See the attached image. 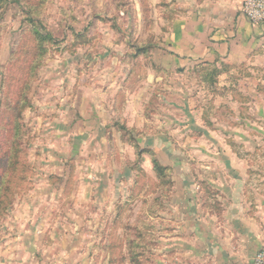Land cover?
<instances>
[{"label":"rangeland","instance_id":"rangeland-1","mask_svg":"<svg viewBox=\"0 0 264 264\" xmlns=\"http://www.w3.org/2000/svg\"><path fill=\"white\" fill-rule=\"evenodd\" d=\"M163 5L0 0V264L77 250L89 255L79 264H159L154 199L174 186L169 157H181L202 188L229 162L259 182L264 58L159 67ZM119 83L134 91L127 115L112 109L124 99ZM160 133V149L147 145ZM15 146L21 160L12 169ZM154 157L167 167L161 179ZM31 217L46 219L43 229L33 233Z\"/></svg>","mask_w":264,"mask_h":264},{"label":"crops","instance_id":"crops-1","mask_svg":"<svg viewBox=\"0 0 264 264\" xmlns=\"http://www.w3.org/2000/svg\"><path fill=\"white\" fill-rule=\"evenodd\" d=\"M160 1L167 12L160 17L165 23L153 49L159 67L240 66L253 57L264 58V23H253L243 14V0ZM123 87L119 83L116 93L124 99L118 103L116 97L112 105L127 115L134 91ZM162 140V133L146 138L147 145L157 149ZM181 159L174 156L166 161L176 169L174 186L160 204L159 264H251L264 246V172L252 173L260 179L253 182L249 180L251 172L235 170L236 165L229 162L231 168L218 171L211 185L202 188L197 186L195 174L178 165L184 163ZM31 219L33 233L38 226L43 229L46 219L44 224L40 217ZM70 254L79 256L77 261L72 262ZM41 257L45 259L42 264H79V260L89 259L88 253L80 250L38 251L31 263L40 264Z\"/></svg>","mask_w":264,"mask_h":264},{"label":"built area","instance_id":"built-area-1","mask_svg":"<svg viewBox=\"0 0 264 264\" xmlns=\"http://www.w3.org/2000/svg\"><path fill=\"white\" fill-rule=\"evenodd\" d=\"M243 14L253 23H264V0H243ZM251 264H264V246L254 255Z\"/></svg>","mask_w":264,"mask_h":264},{"label":"trees","instance_id":"trees-1","mask_svg":"<svg viewBox=\"0 0 264 264\" xmlns=\"http://www.w3.org/2000/svg\"><path fill=\"white\" fill-rule=\"evenodd\" d=\"M40 28V30L43 28L40 24H39V21L36 23V25L34 26V28L36 29V28ZM37 36H38V38H43V37H45V36H42L41 34H37ZM52 39H53V37H51ZM202 64H204V63H202ZM205 65H208V66H213V67H215V66H217V65H214V64H205ZM115 100V99H114ZM112 109L113 110H115V111H119V108L118 107H116V106H114V104L112 105ZM12 151H15V154L14 155H16V154H18V149L16 148V146H15V148H13V150ZM20 158V156H19V154L18 155H16V156H11L10 158H9V166L13 169L14 168V164L16 163V162H20V160H21V158ZM153 162H154V170H155V172L157 173V177H159L160 179L162 178L161 177V174L162 173H165L166 172V170H167V167H165V166H163L162 165V163L156 158V157H154L153 158ZM4 185V184H3ZM160 190H163V192H162V195H159L158 197H156L155 199H154V202H156V200H159V203L161 204V202H162V199L165 197V196H168L169 195V193L171 192V188H165V187H159V189H157V191L156 192H158V191H160ZM155 192V193H156ZM0 195H1V193H0ZM0 203H2L1 201H0ZM154 204V203H153ZM155 205V204H154ZM154 205H149L148 207L150 208L149 209V211L148 212H150V214H152V212L154 211V209H152V207L154 206ZM134 244V243H133ZM136 246H138L137 244H135ZM131 256V255H130ZM133 256H135V254L133 253Z\"/></svg>","mask_w":264,"mask_h":264},{"label":"water","instance_id":"water-1","mask_svg":"<svg viewBox=\"0 0 264 264\" xmlns=\"http://www.w3.org/2000/svg\"><path fill=\"white\" fill-rule=\"evenodd\" d=\"M29 252L30 253H35L36 252V248L34 245H31L30 248H29Z\"/></svg>","mask_w":264,"mask_h":264}]
</instances>
